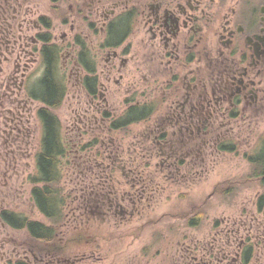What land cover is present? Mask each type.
Instances as JSON below:
<instances>
[{
    "label": "flooded vegetation",
    "instance_id": "1",
    "mask_svg": "<svg viewBox=\"0 0 264 264\" xmlns=\"http://www.w3.org/2000/svg\"><path fill=\"white\" fill-rule=\"evenodd\" d=\"M34 1L0 0V62L12 55L23 63L18 81L14 77L4 78L0 140L5 146L14 141L29 145L31 123L23 122L17 109L24 107L31 113L32 101L41 103L34 98L33 91L37 87L33 89V81L27 78L34 56L32 47L39 42L36 49L45 72L44 46L48 44L49 34L51 40L54 39L50 30L52 16L47 14L45 5L39 7ZM50 3L63 28L61 44L72 50L69 53L72 67L67 68V73L75 74L78 88L85 90L91 103L100 86L106 89L99 84L104 74L110 80V96L119 86L125 89L124 109L117 112L110 104V130L151 119L153 109L148 108L146 102L134 99L135 89L141 90L140 95L155 92L160 109L158 121H150L146 128L151 133L156 128L157 133L152 136L147 132V142L138 143L139 154L132 156L129 150L128 159L130 164L138 157L144 158L146 163L147 157L156 156L159 171L149 170L148 175L143 176V171L129 169L133 172L132 182L142 184L119 193L114 189L111 174L115 163L110 162V156L114 162L121 153L110 149L112 155L109 152L108 163L100 168L97 158L96 164L84 163L90 180L86 183L82 177L81 183L79 179L82 186L71 198L73 205L65 223L72 219L73 230L81 225L89 226L93 220L106 222L117 210L132 215L138 208L126 210L121 199L129 197L134 206L137 203L132 192L143 197L158 188L151 185L154 174L160 172L174 182L177 175L188 172L189 164L193 163L190 159L198 162L207 149H211V154L228 148L233 150L235 143L230 138L224 140L225 135L245 123L251 129L264 113V0H50ZM33 27L41 28L36 33L35 43ZM103 54H106L105 67L96 71ZM132 108L140 110L142 115L130 116ZM5 111L11 116H3ZM121 117L126 120L118 126L115 121ZM40 122L41 149L43 125ZM152 138L157 144L154 150L148 146ZM177 138L188 150L175 142ZM115 144L110 138V147ZM15 156L10 148L0 149V160ZM182 156L189 162L184 167L179 166ZM4 175L6 172L0 164V182ZM3 211L9 210L2 209L0 214ZM197 218L198 215L190 218L192 226L196 225ZM242 225L234 222L230 227H222L210 241L187 247L185 264H248L254 248L251 242L258 233H252L254 230L247 229L249 226L242 230ZM222 235L230 248L219 244ZM43 248L41 246V251Z\"/></svg>",
    "mask_w": 264,
    "mask_h": 264
},
{
    "label": "rangeland",
    "instance_id": "2",
    "mask_svg": "<svg viewBox=\"0 0 264 264\" xmlns=\"http://www.w3.org/2000/svg\"><path fill=\"white\" fill-rule=\"evenodd\" d=\"M34 2L38 3L39 7L41 4L45 5L47 14L52 16L50 30L54 39L51 43L56 46L58 52L56 74L65 86L63 101L55 110L61 124L62 141L66 147L65 156L62 157L60 180L61 192L64 195L61 198L64 200L61 204L64 217L58 224L51 223L39 210L32 196L34 184L30 176L37 173L35 153L40 149L42 133L37 115V107L39 108L41 103L33 100L31 113L24 107L17 109V114L23 117V122L31 123L32 137L29 145L14 141L13 144L5 146L0 140V149L10 148L16 153L13 158L0 160L1 167L6 172L0 182V211L6 209L47 225L53 224L59 236L55 244H42L44 248L41 251L39 243L27 228H14L0 217V264H13L18 258H26L31 264H185L187 247L200 246L206 240L210 241L214 234L217 235L220 230L232 226L234 222L238 225L243 223L242 230L249 226L247 229L253 228L252 233L257 231V236L251 242L254 248L248 264H264V176L252 175L257 167L252 160L259 154H264V113L259 115L257 124L251 129L245 123L225 135L224 140L230 138L235 143L233 150L228 148L211 154V149H207V153L202 152L204 159L202 155L198 162L190 159L193 168L186 161V156H182L183 161L179 166L189 164L188 172L177 175L174 182L159 172L158 175L154 174L152 179L151 185L158 187L153 194L142 197V194L132 192L138 197V200L134 197V202L137 203L134 206L129 197L121 199L126 210L131 207L138 208L132 215L121 214L120 210H117L116 213H111L110 220H105L106 222L93 220L89 226L81 225L76 230L72 229V219L70 223L65 224L73 205L71 198L75 197L78 188L82 186L79 179L81 183L82 177L86 183L90 180L83 167L84 163L96 164L97 158V165L101 163L98 167L100 168L108 163L110 149L121 153L114 162L113 156H110V162L115 163L111 174L114 176V189L119 193L132 187L136 189V186L142 184L140 181L136 184L132 182L133 172L130 170L143 171V176L148 175L149 170L159 171L156 156L151 159L147 157L146 163L143 162L144 158L141 160L138 157L137 161L133 160L131 164L128 159L129 150L132 151V156L136 152L139 154L138 143L144 145L145 141L147 142L146 128L150 121H158L160 109L159 105L157 106L158 98L154 96L155 92L140 95L141 90L135 89L134 99L146 102L148 108L153 109L151 119L133 123L124 129L110 130V106H115L117 112L124 109L125 89L119 86L115 94L110 96V80H107L104 74L103 77L100 76L99 84L106 89L100 86V91L97 90V96L91 103V98L87 97L85 90L78 88L75 74L67 73V68L72 67V61L69 59L72 50L61 44L63 28L57 22V15L50 0ZM36 18L34 14L33 19ZM40 29L32 28L33 43L36 42V33ZM38 46L39 42L32 47L34 56L31 72L27 77L33 81V89L37 87L39 77L44 73L43 62L36 49ZM6 57L8 58L4 57L0 62V103L4 100L3 94L6 90L4 78L14 77L18 81L23 66L14 56ZM105 61L106 54H103L99 58L96 71L105 67ZM5 115L11 116V113L5 111L3 116ZM28 117L30 119H27ZM155 132L157 133L156 128H153L152 133L149 131L148 134L153 136ZM110 138L116 143L113 147H110ZM167 138H170V135ZM148 141V146L154 150L157 144L153 138ZM178 141L179 138L175 142L180 145ZM180 146L188 150L187 146ZM197 215L196 225L192 226L190 218ZM75 237L80 239L81 245L78 242L64 246L65 249L60 247ZM218 242L223 246L227 244L228 248L231 246L225 243L227 240L224 236L219 238Z\"/></svg>",
    "mask_w": 264,
    "mask_h": 264
},
{
    "label": "trees",
    "instance_id": "3",
    "mask_svg": "<svg viewBox=\"0 0 264 264\" xmlns=\"http://www.w3.org/2000/svg\"><path fill=\"white\" fill-rule=\"evenodd\" d=\"M50 26V22H49ZM46 54V69L39 79L37 88L33 91L34 98L41 101L42 105L38 110V117L42 121L43 135L41 149L36 156L37 173L32 176L34 184L32 196L39 210L53 224H58L64 217L61 204L64 202L61 192V164L62 157L65 156V146L62 141L61 124L55 110L60 107L64 95L65 86L57 73V49L51 43V34L48 36V44L44 46ZM130 116L142 115L140 110L132 108ZM126 119L117 118L115 121L120 126ZM257 167L253 176L264 175V154L258 155L252 160ZM264 181V178H263ZM40 183V185H37ZM1 218L14 228H27L32 237L39 243V250L44 243L52 244L58 240V231L52 225H45L40 221L30 220L28 217L12 211H3ZM79 242V243H78ZM80 239L75 237L60 247L80 243ZM66 247H64L65 249ZM14 264H30L23 258H18ZM64 264V263H55Z\"/></svg>",
    "mask_w": 264,
    "mask_h": 264
}]
</instances>
